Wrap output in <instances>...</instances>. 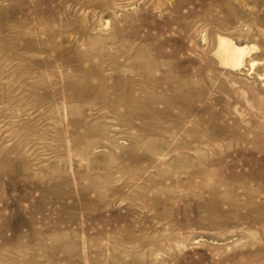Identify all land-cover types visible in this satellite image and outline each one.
I'll use <instances>...</instances> for the list:
<instances>
[{
	"label": "rangeland",
	"instance_id": "1",
	"mask_svg": "<svg viewBox=\"0 0 264 264\" xmlns=\"http://www.w3.org/2000/svg\"><path fill=\"white\" fill-rule=\"evenodd\" d=\"M0 264H264V0H0Z\"/></svg>",
	"mask_w": 264,
	"mask_h": 264
},
{
	"label": "bare ground",
	"instance_id": "2",
	"mask_svg": "<svg viewBox=\"0 0 264 264\" xmlns=\"http://www.w3.org/2000/svg\"><path fill=\"white\" fill-rule=\"evenodd\" d=\"M220 46L222 48L221 50H222V52L224 54V59L225 60H229L230 62H234V63L240 64L238 62L241 60V56L244 53L242 46H236V45L232 44L231 42H229V41H227L225 39H220ZM226 62H228V61H226ZM231 65H232V63H231Z\"/></svg>",
	"mask_w": 264,
	"mask_h": 264
}]
</instances>
